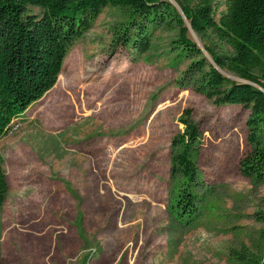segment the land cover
Listing matches in <instances>:
<instances>
[{"label": "rangeland", "instance_id": "1", "mask_svg": "<svg viewBox=\"0 0 264 264\" xmlns=\"http://www.w3.org/2000/svg\"><path fill=\"white\" fill-rule=\"evenodd\" d=\"M128 21L127 10L106 7L69 51L56 86L0 140L11 184L0 264H264V185L240 168L250 150L251 111L219 106L196 91L186 71L201 57L177 47L176 30L156 29L146 53L122 45ZM188 37L207 58L206 45L228 49L214 35ZM186 110L201 130L199 209L191 222L176 215L182 178L171 170ZM51 209L78 228L80 250H61L62 225L55 226L54 243L44 240L42 224L32 240L30 226L26 243L18 240L21 228L12 220L19 211L43 218Z\"/></svg>", "mask_w": 264, "mask_h": 264}, {"label": "trees", "instance_id": "2", "mask_svg": "<svg viewBox=\"0 0 264 264\" xmlns=\"http://www.w3.org/2000/svg\"><path fill=\"white\" fill-rule=\"evenodd\" d=\"M175 1L183 14L169 0H0V139L56 86L69 51L93 28L103 10L116 7L129 12V21L120 30L122 45L146 53L156 29L176 30L177 47L186 48L191 59L201 57L186 71V77L195 79L196 91L219 106L251 111L247 121L250 150L240 168L255 184L264 185V0H227L224 5L217 0ZM30 7L43 14H31ZM189 25L202 41L214 35L228 49L206 45L207 58L188 37ZM180 121L185 130L174 139L171 170L183 181L174 208L179 219L191 222L199 209L194 184L199 178L195 158L201 130L190 110ZM8 193L0 155V218ZM259 220L264 222V213ZM239 259L249 261L245 254Z\"/></svg>", "mask_w": 264, "mask_h": 264}, {"label": "crops", "instance_id": "3", "mask_svg": "<svg viewBox=\"0 0 264 264\" xmlns=\"http://www.w3.org/2000/svg\"><path fill=\"white\" fill-rule=\"evenodd\" d=\"M7 137L0 139V140H5V139H7ZM4 165H5V159H4ZM7 182L9 185V193H8L7 200L4 204V208H3V211L1 214L0 222H2V218L4 216V212H5L7 203L9 202L11 184H10L8 177H7ZM69 213H70V211H69ZM72 213H74V216L69 215V217H71L72 221H76L78 218V210H77L76 206L74 208V211H72ZM22 214H23V212L19 211L18 214L15 216V218L12 220V222H14V220H17L16 223L21 228V231H19L17 233V237H18V240L21 242L22 245H23V243H26L25 240L22 239V236H23V233H25L24 231L27 230L28 228L31 227V230L29 232H27V234L25 233L27 238L31 237L32 235H38L40 233L38 228L43 227L42 225H44L46 228V230L44 232V236H45L44 240L46 238H49L50 242L54 243L55 242V234H56L55 226L56 225H62V226H64V232L62 233V235H65L64 236L65 240L63 239V236L61 237L62 243L61 242L58 243V241L56 240V247L58 248V250L60 251V249H59L60 243L62 246L61 250L73 251L74 249H76V250L81 249L83 241H82L81 236L79 235L78 228H76L74 225L70 226L67 223V219L66 220L64 219L65 215L63 216L62 212L60 210L51 209L50 211H47L44 213L43 218L41 216H36L34 218V216H32L31 214H27V217H24L25 215L24 214L22 215ZM67 224L69 225V227L67 226ZM32 238L33 237H31L30 240H32ZM35 240L36 241H38V240L43 241L38 236L35 237ZM43 242L45 243V241H43ZM52 243H51V245H52Z\"/></svg>", "mask_w": 264, "mask_h": 264}, {"label": "water", "instance_id": "4", "mask_svg": "<svg viewBox=\"0 0 264 264\" xmlns=\"http://www.w3.org/2000/svg\"><path fill=\"white\" fill-rule=\"evenodd\" d=\"M170 2L172 3V1H170ZM175 3L176 4H174V3H172V4H174V6H176V8H178V10L181 12V14H183V12H182L181 8L179 7V5L177 4V2H175ZM184 19L187 21V19L185 17H184ZM188 27L190 28V31L194 33V31L192 30L191 26L189 25ZM220 72H222L225 75V73L223 71L220 70ZM225 76H227V75H225Z\"/></svg>", "mask_w": 264, "mask_h": 264}]
</instances>
